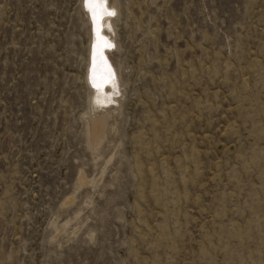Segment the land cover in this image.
Listing matches in <instances>:
<instances>
[{
  "label": "rangeland",
  "instance_id": "obj_1",
  "mask_svg": "<svg viewBox=\"0 0 264 264\" xmlns=\"http://www.w3.org/2000/svg\"><path fill=\"white\" fill-rule=\"evenodd\" d=\"M85 2L0 0V264H264V0H103L95 149Z\"/></svg>",
  "mask_w": 264,
  "mask_h": 264
},
{
  "label": "bare ground",
  "instance_id": "obj_2",
  "mask_svg": "<svg viewBox=\"0 0 264 264\" xmlns=\"http://www.w3.org/2000/svg\"><path fill=\"white\" fill-rule=\"evenodd\" d=\"M85 8L92 22L94 33V52L88 72V84L93 88L92 115L88 118V141L90 146L95 149L104 138L108 117L105 107L112 99L108 96V93L112 92L108 89V86H112V78L116 75V72L114 71L115 69L106 51V48H108L110 44V40L101 31L102 25L110 26L108 19L102 21V17L105 14L103 0L100 3L85 2ZM85 178L81 177L79 181L81 185L87 183Z\"/></svg>",
  "mask_w": 264,
  "mask_h": 264
},
{
  "label": "snow or ice",
  "instance_id": "obj_3",
  "mask_svg": "<svg viewBox=\"0 0 264 264\" xmlns=\"http://www.w3.org/2000/svg\"><path fill=\"white\" fill-rule=\"evenodd\" d=\"M87 3H100L102 0H86Z\"/></svg>",
  "mask_w": 264,
  "mask_h": 264
}]
</instances>
